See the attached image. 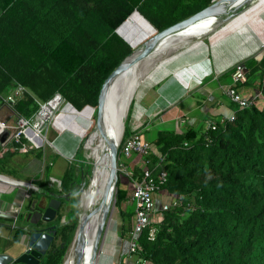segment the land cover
Masks as SVG:
<instances>
[{"label": "trees", "instance_id": "16d2710c", "mask_svg": "<svg viewBox=\"0 0 264 264\" xmlns=\"http://www.w3.org/2000/svg\"><path fill=\"white\" fill-rule=\"evenodd\" d=\"M211 2L0 0V106L4 96L21 85L26 89L23 95L9 103L17 116L32 118L40 103L59 94L78 111L87 105L93 107L95 117L104 80L132 51L115 30L134 10L160 31ZM241 63L246 81L238 82L236 90L238 84L258 80V94L264 89V52ZM233 70L231 67L223 72L218 80L231 84ZM257 94L248 97L250 104L246 106L229 98L232 107L236 105L232 116L212 119L205 129L188 126L181 132L158 130L148 140L155 150L146 156L148 168L154 178L164 170L166 178L159 188L180 199L177 205L162 210L161 218L153 222V240L146 229L139 234L136 256L140 264H264V102L258 101L264 97ZM130 115L131 106L124 136L130 133ZM18 146L15 144L17 150ZM81 146L61 175L60 190L51 183L47 166L44 176L36 178L35 183L44 192L78 189L79 174L87 177L91 167L86 157L76 162ZM35 155L41 158L43 151H35ZM119 159L126 163L125 158ZM131 172L135 179L142 175L139 167ZM122 178L121 173L115 191L121 220L119 240L131 228L133 214L132 208L121 209L122 202L131 197L121 186ZM71 202L70 211V203L62 199L60 211L68 220L57 228L38 264H62L76 228V197ZM62 213L57 216L58 224ZM21 235L22 231L16 229L13 240L18 241Z\"/></svg>", "mask_w": 264, "mask_h": 264}, {"label": "crops", "instance_id": "0c3cea01", "mask_svg": "<svg viewBox=\"0 0 264 264\" xmlns=\"http://www.w3.org/2000/svg\"><path fill=\"white\" fill-rule=\"evenodd\" d=\"M245 44H242V47L238 51L239 56L233 58V60H230V57L227 58V64L224 66L218 63L217 56L213 55V58H211L209 55V57L207 56L208 58H200L201 53L199 52L187 53L183 58L168 61L165 67L161 68V73H153V76L150 77L151 80L145 83L141 89L137 90L136 104L133 107V114L130 119V132L135 131L142 122L144 123L142 129L147 126L144 133L146 131L156 133L158 130L181 132L188 126L205 129L212 119L222 120L231 117L233 107L225 92L226 87L230 83L220 81L218 77L227 66L250 56L246 50V45L249 44ZM194 61L198 62L191 64ZM189 63L190 65H188ZM184 65H188L185 73L181 74L180 72L176 74L175 71ZM207 77L210 78L207 79ZM258 84V80L252 84H238L237 90L244 96L253 97L257 94L255 90H257ZM10 93L9 91L7 95ZM3 100L4 102L0 106V122L11 128L14 126L16 115L12 109L11 112L4 111V107L10 106L4 98ZM143 117L144 119H142ZM137 120H142V122L137 125ZM53 131L55 130L53 129ZM6 135L9 136L5 131L0 132V138H3V141L6 139ZM142 136L146 137L145 134H142ZM46 141L55 150L53 151L54 153L50 152L48 155L54 156L55 154H59L60 157L56 156L52 159L49 156L47 157L48 160L45 161L46 165L53 167V169L48 171V175L50 181L54 182L53 179L57 180L58 175L64 173L68 163H70V157H74L77 148L73 155L70 156V142L72 138L67 133L59 135L54 133V136L50 139L51 142L47 138ZM13 147L9 145V154L6 152L0 155V252L7 251L21 241V238L18 241L13 240L15 230L20 229L18 226L20 224L21 213L17 214L19 205L23 203L22 208H24L31 198H35L41 194L40 192L38 194L34 193L36 191L34 186L39 187L35 183V180L44 176L46 168L43 161L40 162V158L35 155V150L33 152L30 150L28 152H21L19 149H16L17 147ZM152 150L155 151L153 147ZM26 153L28 154L25 155ZM125 166L128 170L132 171L135 167L142 169L143 165L139 162V157L133 154L131 157L126 158ZM39 169H42L43 173ZM54 169H57L60 173L54 174L53 172H57ZM12 181L31 183L32 186L10 183ZM121 186L127 188L129 193L132 192V182L125 175L121 179ZM39 189L41 188L39 187ZM172 197L171 194L162 189L154 193V222L161 218V205L169 202ZM128 208L133 209L130 219L132 224L135 206L131 197L121 204V209L126 210ZM60 213L62 212L60 211ZM63 215L62 213V217ZM127 232L120 240L116 237V246L114 245L116 253H113V260L116 263L121 260L122 264H140L136 254H130L128 251L129 237ZM20 249V247L16 246V251H20ZM142 264L147 263L144 262Z\"/></svg>", "mask_w": 264, "mask_h": 264}, {"label": "bare ground", "instance_id": "6f19581e", "mask_svg": "<svg viewBox=\"0 0 264 264\" xmlns=\"http://www.w3.org/2000/svg\"><path fill=\"white\" fill-rule=\"evenodd\" d=\"M242 1L243 0H237L236 2H231L230 6L239 5ZM262 8H264V0H253L238 15L220 25H217V22L211 23V20L208 19L200 22L199 24H195L193 26L171 33L163 39L161 44L158 45L152 55L132 65L117 77L112 79L106 91L105 106L103 111V125L106 133L114 140H120L123 133L124 118L127 113L128 104L131 98H133V95L136 93V90L140 86V84L138 85L139 81H141L142 79L146 80L152 77L155 70L157 71L165 67V64L172 58L177 57L188 50L190 51L196 49V47H205V43L204 41H202V38H215L213 39L214 45L216 44V38L219 35L225 34L227 32L230 33L234 30L243 29L250 18H252L253 16L256 18L255 15H258L259 11L262 10ZM118 32L134 48L141 41L154 34L155 29L142 16H140L139 13L134 12L127 20H125L120 25V27L118 28ZM261 34L264 35V32ZM263 45L264 36H261L260 40L255 44L251 45L249 43V45H247V53L251 55L258 51L261 47H263ZM136 85L138 86L136 87ZM134 97L136 96L134 95ZM59 103V99H55L45 105L40 114L37 116L36 121L40 122L43 117H48L49 115H51L53 110L59 105ZM93 113V108L87 107L78 111L70 104L65 103L64 110L61 112V114H64L66 116L67 114H70L75 118L76 116H78V118H84V125L79 124V120V122L77 123L74 119L69 122L70 125H68V127H64L65 125L62 126L59 122V119L61 117H58L55 120V124L56 127L60 130H64L65 128H67L65 130H72L81 138L84 136L86 130L93 124ZM85 148L91 151L92 158L90 166L93 167V169L91 170L90 167V172L88 173L87 177L84 180V184L82 185L79 194V205L81 208L87 207L90 210L91 214L88 218V221L86 222L84 231V264H89L90 258L92 256L95 229L99 219V211L103 203L102 194L107 187L109 167L105 141L98 130L93 129L88 135L85 143ZM113 221V219L110 221L108 217L107 226ZM115 244L110 245L109 253H107L108 256L104 260L109 261L112 259L113 253H116V248L114 249ZM68 251L69 252L65 257L63 264H74L73 247H71ZM99 257L100 254L98 249L97 257L94 260L93 264H97Z\"/></svg>", "mask_w": 264, "mask_h": 264}, {"label": "water", "instance_id": "95a60500", "mask_svg": "<svg viewBox=\"0 0 264 264\" xmlns=\"http://www.w3.org/2000/svg\"><path fill=\"white\" fill-rule=\"evenodd\" d=\"M236 1L237 0H212V2L209 5L197 11L196 13L160 31L155 30L154 34H152L147 39L141 41L134 48L118 32V28L120 26L115 30L116 33H118L122 38H124L130 44V46L132 47V51L107 76V78L104 80L101 86L98 96L94 129L100 132L101 136L105 141L109 171H108L107 187L102 194L103 203L105 201L106 202L104 204L102 203L99 211V219L95 229L92 256L90 258L89 264H93L94 260L97 257L99 244L103 237V233L105 231L108 217L110 214V207L112 204L113 196L115 200L116 184L121 176V173L119 172L117 165L118 146L120 140L116 141L112 137H110L104 130V125H103L105 95L109 83L112 81V79L117 77L119 74L124 72L132 65L152 55L155 52L158 45L161 44L163 39L166 38L169 34L193 26L195 24H199L200 22L208 19L211 20L210 21L211 23L217 22V25H220L234 18L236 15H238L253 0H243L239 5L230 6L231 2H236ZM134 12L139 13L137 10H134L132 13ZM130 15L128 16V18L130 17ZM140 16L142 15L140 14ZM140 83L141 81H139L138 85ZM138 85H136V87ZM87 107L90 106L87 105L83 109ZM93 110L95 109L93 108ZM5 132L7 133V131ZM0 141L2 142L3 138H0ZM92 169L93 167H91V170ZM85 177L86 174L81 172L80 182L78 185V189L75 193V196H77L76 213L74 214V218L76 219V228L73 239L70 244V248L73 247L74 264H84V251H85L84 231L86 227V222L88 221V218L91 215L90 210L87 207L81 208L79 205V194L82 185L84 184ZM10 183L17 184L16 182L13 181ZM70 191H72V189H70ZM65 194H67L68 196L70 192H67ZM63 198L64 195L62 193L43 192L39 196L35 198H31L27 206H25L24 208H22L23 203L19 205V211L17 212V214L21 213L20 224L18 226L20 230L23 232L21 236V241H19L17 244H15V246L11 247L7 251L0 252V264H38V262L45 256L52 241L54 240L57 228L61 224H63L62 217L59 221V224L56 222L57 216L60 213V209L62 207ZM16 246L21 248L20 251H16Z\"/></svg>", "mask_w": 264, "mask_h": 264}, {"label": "built area", "instance_id": "2783aa9c", "mask_svg": "<svg viewBox=\"0 0 264 264\" xmlns=\"http://www.w3.org/2000/svg\"><path fill=\"white\" fill-rule=\"evenodd\" d=\"M232 67L234 68L231 74L232 83L226 87L225 92L232 101L237 102L241 106H246L250 104L249 98L239 94L235 88V85L238 82L246 81L244 68L241 61L234 63ZM24 91L25 88L19 85L13 88L10 91V94H6L4 99L8 103H13L23 95ZM257 95L264 97V89L258 92ZM55 99H59L60 102L63 100L59 94H56L47 102L40 103L38 112L30 119L16 115L14 126L11 128L0 122V132L7 131V133H9V136L0 143V155L5 154L7 150H10L9 145H12V147L15 146V144L19 145L18 149L21 152H28L34 148L31 144L23 143L21 141L22 138L31 140L35 146H39L46 141L45 136L42 135V128L46 125L47 117H43L40 122L36 121V118L42 111L43 107ZM9 129H12L13 131ZM150 151H152V146L150 142L142 136L140 130L131 131L125 136L124 133L122 134L118 146V155H120L118 158L123 157L126 159L131 157V155L136 154L139 157V162L143 165L141 169V177L135 179L132 172L125 166L124 162H121L119 159L117 164L119 172L128 177L132 182L131 200L134 203L135 210L131 228L127 232L129 237L128 251L130 254H136L139 248L138 236L142 231L145 229L148 231V238L150 240H153L156 234V226L153 223L155 212L154 193L160 190L159 186L164 183L166 172L161 170L156 178L153 177L152 170L147 166L148 159H146V156ZM53 181L55 182L56 180L53 179ZM16 183L19 185L32 186L31 183L20 181ZM58 184H60V181H58ZM34 189L40 193L44 192L36 186H34ZM179 199V196H173L169 202H165L161 205L160 211L177 205Z\"/></svg>", "mask_w": 264, "mask_h": 264}, {"label": "rangeland", "instance_id": "374dc122", "mask_svg": "<svg viewBox=\"0 0 264 264\" xmlns=\"http://www.w3.org/2000/svg\"><path fill=\"white\" fill-rule=\"evenodd\" d=\"M261 12H262V14H261ZM255 16H256V18L254 16L252 18H250V20L245 24V26H244L243 29H241V30H234V31H232L230 33L227 32L225 34L219 35L216 38L219 41L216 43L215 46H213V39H215V38L209 39L208 37H204V38H202V41H204L205 47H202V46L196 47V49H193V50H190V51L188 50V51L182 53V55H179V57L177 56V57H174L172 59L183 58V57H185L187 55V53H197V52H199V53H201L200 54L201 55L200 58H206L207 56L209 57V55L211 56V58H213V55H214V56H217V58L219 60L218 63L221 66L226 65L227 64V58L230 57V60H233V58H237V56H239L238 55V51L242 47V44H244V43L249 44L250 43L251 45H253V44H255L256 42H258L260 40L261 36H264V35L261 34V33L264 32V8H262V10L259 11V14L258 15H255ZM253 40H255V41H253ZM263 52H264V45H263V47H261L255 53L251 54L248 57H245L244 59H241V62H243L244 60H246V59H248L250 57H256V58H258V57H260V55L263 54ZM195 62H198V61H194L191 64H194ZM188 65H190V63ZM188 65H184V66L178 68L175 71V73L178 74V73L181 72V74H184L185 73V69H188V67H187ZM232 65L227 66L224 69L223 72L231 69ZM149 72H150V70H149ZM159 72L161 73L162 72V69L157 70V71L155 70L154 71V74H157ZM147 73H148V71H147ZM208 78H210V77H207V79ZM150 80H151V78H148L146 80L142 79L139 88L141 89L144 86L143 84L149 82ZM137 90H136V93H137ZM136 93L134 94L135 96H136ZM134 95H133V98H131V100L129 102V105H128L127 113H126V116L124 118V127H125V124H126V119H127V115H128V111H129L130 106H131L130 119H131L132 114H133L132 110H133L134 105L136 104V97H134ZM258 101L260 103H262V102H264V99H262V100L261 99H258ZM65 103L66 102L64 100H62L59 103V105L53 110L52 114L47 117L46 125H44L43 128H42V135L45 136L48 139V141H50V139H52V137L54 136V133H57L58 135L59 134H63V133L70 134V138H72V141L70 142V156L73 155L74 151L76 150V148L81 143L82 144V146H81L82 152L81 151L78 152L77 157H76V162L79 163V161H83L82 160L83 157H86V159H87L86 162L87 163H90L91 162V158H92L91 157V151L89 149L85 148V143H86V140L88 138V135L94 129L95 117L93 116V118H92L94 120L93 121V124L86 130L84 136L81 137V138L78 135H76L72 130H65L67 128H65L64 130H60L59 128L56 127V124H55V122H56L55 120L58 117L59 118L61 117L59 119L60 120L59 122H60V124L62 126L65 125L64 127H68V125H70L69 122H71L74 119H75V121L77 123L80 121L79 124H83L84 125V118H81V117L78 118V116H76V118H75L74 116H72L70 114H67V116L64 115V114L63 115L61 114V112L64 110ZM233 107L235 109L236 108V105H233ZM4 111L5 112H11L12 110H11L10 107H7L6 106V107H4ZM61 119H62V121H61ZM130 119L128 121V126L130 125V122H131ZM142 119H144V117ZM140 122H142V120L141 121L140 120H137V125H139ZM143 126H144V124L142 122L138 126V128L136 129V130H140L141 131V134H145L144 133V130H146L145 128L147 127L146 126V127H144L142 129ZM53 129L56 132L53 131ZM10 130H12V129H10ZM123 133H124V128H123ZM154 133L155 132L147 131L146 132V135H147V138L148 139L146 137H145V139L151 140L155 136ZM7 134L9 135V133H7ZM10 134H11V131H10ZM21 141L23 143H25V144H31L34 148H36L35 151L42 150L43 151V155H42V158H40L39 160H40V162L43 161V163H44L45 166H48V165H46L47 163H45V161L48 160L47 157L50 156L48 154L50 152L54 153L53 151H55V150H54V148L47 141H44L43 144H41L40 147L35 146L31 140H28L26 138H22ZM56 156L58 158H60L59 157V154L58 155L55 154L54 156H50V157L53 159V157L55 158ZM73 158L74 157H70V161H72ZM85 165L87 166L86 163H85ZM50 169H53V167H49L48 168V171H50ZM83 169L86 172V169L87 168L84 167ZM39 170H40L41 173H43L42 172L43 171L42 169H39ZM54 170L57 171V172H53L54 174H59L60 173V171H58L57 169H54ZM61 175L62 174L58 175L57 180L55 182H51V183H54L57 186L56 187L57 190H60L59 189L60 188V186H59L60 184H58V181L60 180ZM80 176H81V174H79L78 177L80 178ZM79 182L77 183L78 185H79ZM38 192L39 191H37V190L34 191L35 194H38ZM63 214L64 215L62 217V221H63V223L64 222L66 223L67 216L65 215L64 212H63ZM112 219L114 220L112 223H109L108 226L106 224V228H105V231L103 233V237H102V239L100 241V244H99V254H100V257L98 258L97 264H102V263L103 264H115L116 263V261H113V257L109 261L108 260H104L108 256L107 253H109L110 245L111 244L112 245L115 244V239L117 237V233H118V231L120 229V223H121V220H120V217H119L118 208L115 206L114 196H113L112 204H111V207H110V214H109V220L111 221ZM68 250H70V247L68 248ZM68 250H67V253L69 252ZM67 253H66V255H67ZM66 255H65V257H66ZM65 257H64V259H65Z\"/></svg>", "mask_w": 264, "mask_h": 264}, {"label": "flooded vegetation", "instance_id": "af4514ba", "mask_svg": "<svg viewBox=\"0 0 264 264\" xmlns=\"http://www.w3.org/2000/svg\"><path fill=\"white\" fill-rule=\"evenodd\" d=\"M77 187V186H76ZM76 191H77V189H75V188H73L72 189V191H70V194L67 196V194H65V193H62L63 195H64V198L66 199V202L67 203H70V211H71V201H72V199H73V196L74 197H76V199H77V196H75V193H76ZM63 204V203H62ZM62 206H64V205H62ZM67 220H68V217H67V219H66V222H67ZM57 222V221H56ZM65 223V222H64Z\"/></svg>", "mask_w": 264, "mask_h": 264}]
</instances>
